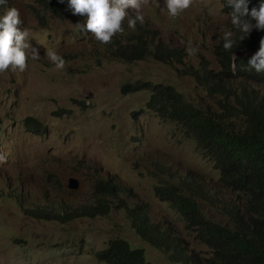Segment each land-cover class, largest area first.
Instances as JSON below:
<instances>
[{"label":"rangeland","instance_id":"1","mask_svg":"<svg viewBox=\"0 0 264 264\" xmlns=\"http://www.w3.org/2000/svg\"><path fill=\"white\" fill-rule=\"evenodd\" d=\"M224 1L193 0L187 10L170 18L165 0H151L142 12L164 42L186 50L196 48L193 61L203 55L211 67L219 69L209 50L231 18L225 14ZM11 3L19 10L20 28L29 30L30 43L39 49L40 58L33 60L29 54L23 72H0V155L7 158L0 163V190L7 189L8 182L29 202L52 199L86 204L96 197L97 170L115 177L118 186L127 189L129 202L146 205L154 222L171 224L191 249L209 258L208 247L187 230L166 193L158 188L172 184L170 176L163 174L170 171L177 180V176L197 177L225 191L219 172L182 125L149 110L148 89L133 93L127 86L171 85L192 102L206 98L205 93L174 67L152 60L98 63L78 22L57 16L37 0ZM48 48L61 56L86 53L59 70L46 57ZM27 118L38 120L43 129L35 124L27 128ZM71 179L78 181V190L68 187ZM203 211L221 219L214 208L203 207ZM115 239L143 249L151 264H171L139 238L121 211L61 224L30 218L15 200H0V264H104L96 254Z\"/></svg>","mask_w":264,"mask_h":264},{"label":"trees","instance_id":"2","mask_svg":"<svg viewBox=\"0 0 264 264\" xmlns=\"http://www.w3.org/2000/svg\"><path fill=\"white\" fill-rule=\"evenodd\" d=\"M37 1L61 17L79 24L86 22V15L73 14L69 0L68 5L55 0ZM260 2L248 0L249 12L253 7L258 9ZM224 11L231 15L233 9L224 5ZM245 18L251 20L250 16ZM251 22L255 24L254 20ZM123 28V33L115 35L108 44L96 41L90 31L81 29L84 42H92L91 51L98 63L116 60L136 64L152 60L174 67L179 76L193 79L205 93L206 98L192 102L171 85L146 82L127 86L133 93L148 89L149 110L182 125L185 134L194 139L219 172L225 191H217L197 177L177 176V180L170 171L163 174L170 176L172 184L158 188V192L166 193L167 201L181 215L187 230L195 232L208 247L210 257L203 258L191 249L171 224L154 222L146 205L129 202L127 189L118 186L115 177L97 170L96 197L86 204H62L52 199L29 202L23 192L15 191L8 182L7 189L0 190V200H15L30 218L61 224L121 211L139 238L162 252L171 264H264V72L257 73L248 66L264 31L253 28L244 34L229 23L232 49L223 48V33L209 50L220 64V70H216L204 56L193 61L186 49L164 42L149 20L137 22L134 30L124 21ZM78 38H82V33ZM85 53L63 52L62 57L66 63L76 62ZM31 124L43 129L38 120L27 118L26 127ZM203 207L214 208L221 219L207 216ZM96 258L104 264H151L143 249H134L122 239L112 240Z\"/></svg>","mask_w":264,"mask_h":264},{"label":"clouds","instance_id":"3","mask_svg":"<svg viewBox=\"0 0 264 264\" xmlns=\"http://www.w3.org/2000/svg\"><path fill=\"white\" fill-rule=\"evenodd\" d=\"M55 1H58V4L68 5L67 0ZM150 2L151 0H69V7L74 15L87 16L85 24H77L79 30L90 31L96 41L108 44L115 35L123 33L124 21H127L128 27L133 30L137 22L143 24L145 17L142 9ZM192 2L193 0H165L164 8L167 9L170 18H176L187 10ZM224 5L233 9L231 15L225 14L231 17L228 24L231 23L237 31L244 34H248L253 28L264 31V0H261L258 9L253 7L250 12L248 0H225ZM0 6H3V14L0 15V72L9 69L23 72L27 68L29 54L33 60L40 58L39 49L30 43L29 30L27 28L21 30L22 21L19 10L11 7L12 3L8 6V0H0ZM248 16L251 20L245 18ZM64 18L69 19V17ZM252 20L255 24L251 22ZM232 36L233 32L226 29L223 34L225 50L232 49L234 43ZM85 42L92 50V42L90 40ZM187 51L189 55H194L197 49L189 46ZM45 55L57 69H64L66 61L54 49H46ZM248 66L257 73L264 72V37L259 41V49L249 58ZM216 70H220V64L219 69ZM6 159L5 155H0V163L6 162Z\"/></svg>","mask_w":264,"mask_h":264},{"label":"water","instance_id":"4","mask_svg":"<svg viewBox=\"0 0 264 264\" xmlns=\"http://www.w3.org/2000/svg\"><path fill=\"white\" fill-rule=\"evenodd\" d=\"M68 187H69L70 189H72V190H78V188H79V183H78V181H76L75 179H71V180L69 181V185H68Z\"/></svg>","mask_w":264,"mask_h":264}]
</instances>
